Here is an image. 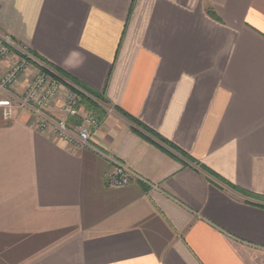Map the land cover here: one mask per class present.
Masks as SVG:
<instances>
[{
	"label": "crops",
	"instance_id": "0c3cea01",
	"mask_svg": "<svg viewBox=\"0 0 264 264\" xmlns=\"http://www.w3.org/2000/svg\"><path fill=\"white\" fill-rule=\"evenodd\" d=\"M0 33L35 59L12 94L105 101L84 147L0 108V264H264V0H0Z\"/></svg>",
	"mask_w": 264,
	"mask_h": 264
},
{
	"label": "built area",
	"instance_id": "2783aa9c",
	"mask_svg": "<svg viewBox=\"0 0 264 264\" xmlns=\"http://www.w3.org/2000/svg\"><path fill=\"white\" fill-rule=\"evenodd\" d=\"M32 59L35 60L10 36L0 33V67L10 60L6 72L0 76V91L7 94V98L0 101L4 120L12 119L15 109L27 111L38 130L51 133L57 139L76 146H88L93 131L100 127V118L93 112H80V95L77 87L71 86L72 89L65 90L59 76L48 71L37 73L21 96L10 92L28 73ZM64 91H67V95L60 111L66 119L57 120L51 115V111ZM73 119L78 122L75 123ZM109 160L114 167L108 176V186L122 188L129 185L134 174L121 163Z\"/></svg>",
	"mask_w": 264,
	"mask_h": 264
},
{
	"label": "trees",
	"instance_id": "16d2710c",
	"mask_svg": "<svg viewBox=\"0 0 264 264\" xmlns=\"http://www.w3.org/2000/svg\"><path fill=\"white\" fill-rule=\"evenodd\" d=\"M59 75V74H58ZM61 76V75H59ZM62 77V76H61ZM63 78V77H62ZM92 96V97H91ZM81 103L83 105L86 106V109L87 110H92V111H96V114L101 116L99 113H102V109L101 107L99 106V104H97V102H95V100H98L102 103H105V101L102 99V98H99L98 96H95L94 94L91 95V93L88 92V96L86 95H82L81 96ZM75 123L78 122V120H74ZM143 127V126H142ZM143 129L146 130V132L149 134V135H152L153 137L155 138H158L159 140H161L163 143H167L166 141L162 140L159 138V136H157L152 130L148 129V128H145L143 127ZM168 144V143H167ZM177 151V150H176ZM180 155H182V157L184 159H187L188 161H191V159L187 156H185L184 154H182V152H179L177 151Z\"/></svg>",
	"mask_w": 264,
	"mask_h": 264
},
{
	"label": "rangeland",
	"instance_id": "374dc122",
	"mask_svg": "<svg viewBox=\"0 0 264 264\" xmlns=\"http://www.w3.org/2000/svg\"><path fill=\"white\" fill-rule=\"evenodd\" d=\"M33 65H34V64H33ZM45 72H48V71L45 70V69H41V68H39L38 71H37V73H45ZM28 85H29V83H28ZM63 88H64L65 90L68 91V90L72 89L73 87L68 86V85H63ZM67 91L62 92V93L60 94V98H61V96H62L63 93H64L63 98H65V96L67 95ZM60 98H59V100H60ZM59 100L56 102V104L59 102ZM56 104H55V105H56Z\"/></svg>",
	"mask_w": 264,
	"mask_h": 264
}]
</instances>
